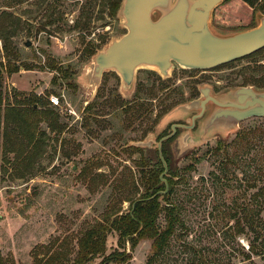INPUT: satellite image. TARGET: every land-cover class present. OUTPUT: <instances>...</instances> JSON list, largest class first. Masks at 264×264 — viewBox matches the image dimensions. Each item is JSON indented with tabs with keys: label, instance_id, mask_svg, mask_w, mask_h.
Wrapping results in <instances>:
<instances>
[{
	"label": "rangeland",
	"instance_id": "1",
	"mask_svg": "<svg viewBox=\"0 0 264 264\" xmlns=\"http://www.w3.org/2000/svg\"><path fill=\"white\" fill-rule=\"evenodd\" d=\"M103 1L0 0V15L8 13L4 20L0 17V29L10 38V67L18 66V72L9 74L7 61H0L2 109L15 105L26 110L29 95L38 98L37 116L30 119L34 121L35 145L28 146L29 134L21 124L17 128L14 122L0 123V253L15 264H34L36 254L48 256L53 252L68 253L69 259L73 258L77 239L85 229L102 222L104 214L119 205L122 212H127L130 201L125 199H136L143 190L138 173L141 159L129 157L132 150L122 147L138 139L139 134L126 132L119 121L107 125V117L102 115L105 109L100 108L102 101L96 95L99 85L94 87L84 80L91 63L84 53L85 43L93 39L115 40L125 32L121 19L117 14L111 16ZM83 13L88 14L90 22L89 28L81 31L76 25ZM260 14L241 0H224L213 10L210 27L217 34L230 35L256 26ZM262 56L199 72L217 82L215 86L224 92L258 79L264 67ZM174 72L177 78L172 86H179L184 82L180 69ZM171 74L170 70L168 76ZM180 88L183 92L172 96L171 101L189 99V90ZM50 96L59 99L58 107L49 105ZM120 96L123 100L132 97L129 93ZM87 103L92 104L89 111L85 110ZM45 113L48 117H43ZM172 119L165 116L161 124ZM54 121L62 127L60 132L49 127ZM106 127L120 132L101 130ZM213 130L220 133L209 140L198 139L188 147H178L176 152L185 155L169 161L172 171L181 178L173 200L181 207L188 229L186 240L209 248L215 257L221 254L225 262L231 252L225 233L231 226V184L245 186L253 170L250 163L255 159L264 166V151L252 150L245 162L249 168L244 167V161L235 168L231 154L237 153L238 147L233 140L239 131L264 133V118L245 120L233 130ZM242 170L248 173L244 179ZM261 217L264 221V211ZM150 248L147 240L134 248L129 244L119 246L118 236L112 232L107 237L104 257L88 264H102L117 253H125L130 259H113L105 264H146ZM179 259L180 246L173 241L163 264H175ZM250 264H264V255L253 257Z\"/></svg>",
	"mask_w": 264,
	"mask_h": 264
},
{
	"label": "trees",
	"instance_id": "2",
	"mask_svg": "<svg viewBox=\"0 0 264 264\" xmlns=\"http://www.w3.org/2000/svg\"><path fill=\"white\" fill-rule=\"evenodd\" d=\"M14 1L12 3L21 2V0ZM241 1L251 8L253 12H260L264 15V0ZM103 3L109 10V14L115 16L121 0H104ZM7 15V12H1L0 17L4 20ZM81 17L82 20L78 22L76 28L81 31L87 30L90 18L87 13H83ZM48 18L50 20V15H48ZM9 39L8 34H5L0 29V61L2 58L7 61V72L12 74L18 72V66L10 67L13 51H11ZM93 53V51H89L86 55L91 57ZM261 55H263L262 59H264V49L243 59L255 58ZM0 66H3L2 62H0ZM51 69L56 70L55 66H52ZM25 70L31 69L26 68ZM57 70L61 71L59 68ZM251 74L256 76V72L252 71ZM259 76L258 79L252 78L250 83L245 81L241 87L251 85L256 89H264V67L263 71L259 72ZM182 92H177L175 95H179ZM185 101L181 99L172 101L169 106L187 103ZM1 102L2 99L0 98V123L2 121L3 125H8L9 122H14L17 128L21 127V124V128L26 130L27 135L29 134L28 146L35 145L36 139H34L32 131L34 121H30V119L34 120L37 116L35 105H38V98L36 95H29L28 105L26 104L28 108L26 110L20 109L15 105L2 109ZM43 117H48L47 113ZM54 122V125L49 124V127H51V130L60 132L62 127L58 126L56 121ZM262 131L260 130L257 134L255 130L239 131L237 133L233 143L237 145L238 150L236 151L237 153L231 154V164L236 165L237 167L235 166V168H239V163L243 161L244 167L249 168L245 163L248 154L252 150L264 151V133ZM242 156L245 157L240 158ZM169 160L164 159L167 165V173L163 178L168 186V191L165 195L159 194V192L165 190V184L160 180V175L163 173L160 159L142 158L138 163L140 168L138 173L143 190L138 198L125 199V202L130 201L127 212H122L121 205H119L114 210H108L104 214L102 222L85 229L77 239L78 249L73 258L69 259L68 253L63 254L61 252H53L48 256L36 254L34 256V264H88L98 257H104L107 237L112 232L117 234L119 246L129 244L131 248H134L140 241H150L151 248L146 264H163L168 257V250L173 241L179 243L180 246V259L175 264H239L244 262L250 264L253 257H262L264 255V221L261 217L264 211V166L259 164V160L255 159L254 163H250V165L253 164V170L249 171L250 176L245 179V186H240L238 185L239 183L231 184V192L233 194H231V207L228 209L231 226H228L225 232L228 234L227 240L230 241L231 252L227 254L225 262L221 259V254L215 257L213 253H211L212 255L210 254L209 248L201 247L195 241L186 240L185 236L188 229L182 219L181 207L180 204L173 200L176 194L175 187L180 183L181 178L176 171H172ZM249 161H252V159H249ZM97 167L99 169V166ZM242 171L244 179L248 173L244 170ZM86 175V173H83V176ZM131 182L133 184V181ZM160 217H163L162 222H159ZM241 240L245 241L246 245ZM222 245L225 247L224 243ZM113 259L118 262H126L130 257L125 253H117L115 256L105 258L102 264ZM0 264L15 263L12 259L4 258L0 253Z\"/></svg>",
	"mask_w": 264,
	"mask_h": 264
},
{
	"label": "water",
	"instance_id": "3",
	"mask_svg": "<svg viewBox=\"0 0 264 264\" xmlns=\"http://www.w3.org/2000/svg\"><path fill=\"white\" fill-rule=\"evenodd\" d=\"M223 1L121 0L117 15L125 33L92 56L85 82L96 87L103 72L114 71L129 84L140 68H153L167 77L174 64L183 69L209 71L264 49L263 14L255 27L230 35H220L211 29L212 12ZM201 95L197 100L176 106L166 119L199 111L191 118L193 124L207 104L210 113L204 126L208 129L233 130L245 120L264 118V89L236 87L213 96L206 87L201 89ZM160 161L163 166L160 180L165 190L159 194L165 195L168 186L163 177L167 165L163 158Z\"/></svg>",
	"mask_w": 264,
	"mask_h": 264
},
{
	"label": "flooded vegetation",
	"instance_id": "4",
	"mask_svg": "<svg viewBox=\"0 0 264 264\" xmlns=\"http://www.w3.org/2000/svg\"><path fill=\"white\" fill-rule=\"evenodd\" d=\"M103 40L93 39L87 41L84 53L87 54L89 51H93V55H95L113 41V39ZM92 56L89 58L91 59ZM148 69H137L129 84L125 83L118 73L105 71L102 74L96 92V95L100 96L99 100L102 101L100 108L105 109L102 115H104L103 117H107L105 120L107 125L119 121L122 123L121 125H124L122 127L126 132L135 136L139 134L138 139L122 146L132 150L129 157L140 159H173L180 157L184 153L179 154L176 152L178 147H188L190 144L196 143L198 139L209 140L210 138H214V134L220 133L204 126V120L210 113V106L208 104L205 106L201 117L196 119L193 124L191 123V118L198 115L199 111L184 114L161 124L170 110L178 105L169 106L172 102L171 96H174L177 92H182L183 89L180 87L189 90V99L185 102L201 98V89L206 87L213 96L222 93L215 86L217 82H212L209 76L200 74V72L206 71L199 72V70L183 69L174 64L171 69L173 74L163 77L157 71ZM178 69H180L179 76H181V80L184 82L179 86H172L171 82L177 78L174 70ZM123 93H129L132 97L128 100L125 99V101L120 96ZM145 101L150 104H145ZM152 102H155V104H152ZM91 108L92 104L87 103L85 110L89 111ZM92 116L96 117L95 115ZM94 121L97 122V120ZM101 130L120 132V130L110 127L101 128ZM150 137H153L154 141H149ZM115 141L117 143V140ZM138 143L149 144V146H137Z\"/></svg>",
	"mask_w": 264,
	"mask_h": 264
},
{
	"label": "built area",
	"instance_id": "5",
	"mask_svg": "<svg viewBox=\"0 0 264 264\" xmlns=\"http://www.w3.org/2000/svg\"><path fill=\"white\" fill-rule=\"evenodd\" d=\"M48 101L52 107H58L59 106V99L55 96H50L48 98Z\"/></svg>",
	"mask_w": 264,
	"mask_h": 264
},
{
	"label": "bare ground",
	"instance_id": "6",
	"mask_svg": "<svg viewBox=\"0 0 264 264\" xmlns=\"http://www.w3.org/2000/svg\"><path fill=\"white\" fill-rule=\"evenodd\" d=\"M149 69H152V70H154L153 68H149Z\"/></svg>",
	"mask_w": 264,
	"mask_h": 264
}]
</instances>
